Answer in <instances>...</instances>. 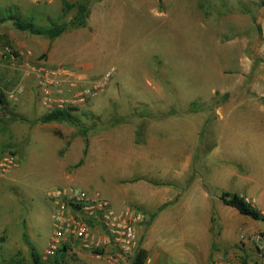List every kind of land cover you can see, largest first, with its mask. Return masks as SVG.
Segmentation results:
<instances>
[{
    "label": "rangeland",
    "instance_id": "obj_1",
    "mask_svg": "<svg viewBox=\"0 0 264 264\" xmlns=\"http://www.w3.org/2000/svg\"><path fill=\"white\" fill-rule=\"evenodd\" d=\"M80 1L0 0V17L32 16L45 28L48 18L68 22ZM89 10L85 27L57 36L62 62L48 63L47 52L31 60L62 64L84 84L114 68L97 96L70 110L72 117L62 122L38 121L47 111L35 88L31 105L8 102L0 108V159L6 153L16 159L0 175V222L10 220L4 228L0 223V264H34L31 249L42 254L52 232L46 192L54 186L76 185L115 205L101 146L123 135L127 140L136 113L147 111L156 121L160 114L176 118L167 135L172 144L201 130L188 180L154 185L194 196L208 191L215 253L208 264H264V221L241 215L219 199L221 191L237 192L264 213V0H90ZM32 36L11 20L1 22L0 50ZM238 57L249 64V72L237 69L233 60ZM82 65L92 73H83ZM0 68L20 81L23 72L14 65L3 62ZM85 138L87 149L93 142V156L83 152ZM195 217H203L198 208ZM190 219L194 223V216ZM175 231L172 235L184 240L183 232ZM65 257L57 253L43 263L82 264L76 263L77 251Z\"/></svg>",
    "mask_w": 264,
    "mask_h": 264
},
{
    "label": "crops",
    "instance_id": "obj_2",
    "mask_svg": "<svg viewBox=\"0 0 264 264\" xmlns=\"http://www.w3.org/2000/svg\"><path fill=\"white\" fill-rule=\"evenodd\" d=\"M13 46L24 56L30 52V59L33 55L47 52L48 63L62 62L57 54L59 47H61L57 42V37L49 39L36 35L27 37L24 42L15 41ZM233 61L237 64V69L245 73L249 72V64L243 62L241 57L234 58ZM75 66L79 65L76 64ZM78 68L83 73H92L89 66L82 65ZM26 77L22 73L20 81L13 82L14 78L10 74L2 72L0 68V88L5 92L8 102L18 104L21 102L31 105L35 83L34 81L23 82ZM230 98L235 99L231 96ZM250 99L248 98V100ZM218 111L220 112V109ZM248 111L251 114V108ZM136 114L138 120L132 124L130 129L132 134L127 137V140L123 135L116 143L110 146L106 144L101 146L103 154H100V159L103 161L102 164L108 174L107 180L113 186L110 190L116 200L114 206L119 208L124 204L131 203L132 205L133 203L135 205L132 206L146 212L148 217L156 212L148 222L141 223L136 228L139 247L146 251L144 264H208L209 260L215 257V253L212 252L208 222L211 208L208 202V191H203L198 194L199 196H194V193H185L172 190L166 186L157 187L154 185L156 183L186 182L188 180L194 153L200 143L201 130L195 128L192 133L172 144L171 138H168L167 135L176 123V118L167 114H160L163 116L156 121L151 117L153 114L148 111L137 112ZM222 116L224 117V114ZM122 129L127 131L126 128ZM103 146L105 147L104 150ZM93 148V142L90 141V146L87 149L88 154H91L90 156L94 155ZM168 174H170V178L167 180L165 176ZM135 178L138 179L134 180ZM243 196L247 199V196ZM194 198H200V202L189 201V199ZM161 206L163 207L159 209ZM197 208L203 215L202 219L198 220L199 222L195 217ZM184 216L189 218L190 224L184 219ZM190 216H194V223H191ZM9 221L4 218L0 222L1 227L4 228L9 225ZM177 229L183 232L184 240L179 241L172 235ZM65 255L63 258L67 259ZM94 259L102 261L97 262ZM78 262L82 264L84 262L86 264H109L106 260L87 251H78L76 263ZM121 263L126 264V262Z\"/></svg>",
    "mask_w": 264,
    "mask_h": 264
},
{
    "label": "built area",
    "instance_id": "obj_3",
    "mask_svg": "<svg viewBox=\"0 0 264 264\" xmlns=\"http://www.w3.org/2000/svg\"><path fill=\"white\" fill-rule=\"evenodd\" d=\"M29 55L30 52L24 56L6 44L0 50V64L10 63L33 79L39 102L47 112L82 108L114 74V68H110L84 84L68 67L32 61ZM15 164V155L6 153L0 159V175ZM46 198L50 205L52 232L40 254L42 262L55 257L63 248L66 252L87 251L109 264H119L128 262L140 248L136 228L149 220L143 210L131 204L115 207L98 192H89L76 185L54 186L46 192ZM214 264L229 262L216 260Z\"/></svg>",
    "mask_w": 264,
    "mask_h": 264
},
{
    "label": "trees",
    "instance_id": "obj_4",
    "mask_svg": "<svg viewBox=\"0 0 264 264\" xmlns=\"http://www.w3.org/2000/svg\"><path fill=\"white\" fill-rule=\"evenodd\" d=\"M90 0H81L78 4L74 5L75 12L68 22L60 24L55 20L48 18L50 26L48 27H39L34 23V19L32 16L19 18L18 16L9 14L6 16L0 17V23L6 20H11L14 24V27L20 31H27L33 35H43L49 39H53L59 35H61L64 31L68 29L85 27L87 25L88 17L90 14L89 10ZM67 7H71L68 3L65 4ZM8 105V99L5 92L0 88V108L5 109ZM70 109L66 110H53L50 112H46L41 115L38 121L42 123L49 122H62L64 120L70 119L72 116L69 113ZM82 134L85 135V130H82ZM83 152L87 151L88 140L85 138ZM219 199L230 207H233L240 213L241 215L247 216L253 220L264 221V213L257 208L250 200H247L243 195L232 192V191H221L219 194ZM161 206L159 209H161ZM156 214L154 212L151 216H149V220ZM57 253H59L62 258L64 254L67 252L60 248ZM57 255V254H56ZM31 257L34 264H44L40 255L31 249ZM146 260V251L142 248H138L135 254L131 257L129 264H144Z\"/></svg>",
    "mask_w": 264,
    "mask_h": 264
}]
</instances>
